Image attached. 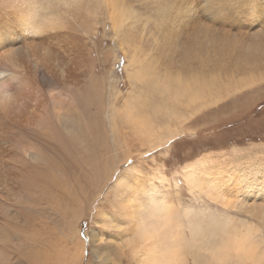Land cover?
Segmentation results:
<instances>
[{"label":"rangeland","instance_id":"374dc122","mask_svg":"<svg viewBox=\"0 0 264 264\" xmlns=\"http://www.w3.org/2000/svg\"><path fill=\"white\" fill-rule=\"evenodd\" d=\"M134 4L129 11L139 16L135 22L137 30L143 39L149 37L159 42L160 6L152 0ZM178 5L181 2L174 8V16L178 15L184 22L187 19L183 16L187 4ZM195 5L198 11V3L194 1L193 8ZM262 14L255 13V17ZM67 23L68 19H65L63 25L56 28L64 29ZM97 24L95 32H76V39L73 40L80 49L79 55L86 70L84 75L78 77L80 81L76 85L68 86L46 77L43 83L38 80L33 83L41 95V109L46 114L52 113L50 96L61 97L64 111L72 110L73 120L83 131V137H76V140L69 135L67 138L60 134L55 138V135L47 136L53 138L54 143H48L50 139H47L48 146L44 148L60 161L63 190L66 189L64 191L68 197H62L61 202L42 200L37 205L43 209H26L24 206L30 200L21 191L26 186L20 185V188L13 182L8 191L9 200L5 202L0 199V206L6 207L10 220L15 221L12 232L7 231L3 227L6 216L4 222L2 218L5 214L0 212V264H33V261L19 257L14 247L19 242V234H22L19 226L24 228V221L29 216L32 222L28 236L30 247L37 256L44 257L47 264H146L144 253L149 254L150 258L155 254V260L161 264H172L173 261L176 264H206L209 259H214L200 253L199 260L194 262L193 245L184 246L180 251V247L178 251H174L176 247L166 251L158 250L157 246L153 250L151 241L165 236L161 224L163 220L157 218L161 222L156 228L140 226L138 229L127 215L128 204L139 212L137 209L142 199L129 195L137 184L143 189H156V192L159 189L161 192L158 193H163L173 202L175 213L172 218L162 210L164 219L168 221L166 226L170 224L172 227V234L184 231V235L189 237L191 226L187 221L194 220L197 224L202 221L204 224L207 220L204 217L210 214L225 217V220L232 218L235 222L250 221L252 228H258L256 234L264 235L260 221L249 218L246 212L252 207L237 200L235 186L232 185L237 182L238 173L247 167L248 161L255 167L256 164L252 162L258 160L260 163L259 159H264V70L253 73V84L241 89L231 87L226 92L225 87L219 89L215 84V88L210 86V93L204 99L190 102L192 105L173 106L174 102L166 98L163 107L154 112L152 108L161 105L165 97L157 98L160 93L146 87L147 82L151 81L149 73L138 74L136 69H141L146 62L151 63L150 66L158 65L159 59L154 62L157 58L155 42L154 48L144 49L140 45V53L136 55H141L142 61L134 63L131 61L134 52L129 51L134 45L120 44L122 41L113 31L111 21H107L106 25ZM248 34L247 31L242 33L243 37ZM31 37H28V41L36 42L38 38L45 39L46 34ZM41 46L54 45L49 40L42 42ZM54 58V53L50 54L43 65L53 67ZM90 66L96 67L95 72H91ZM238 80L242 81L241 78ZM232 84L235 85V82ZM101 95L106 113L105 130L100 132L94 127L98 124L96 109L97 105H101L98 104L101 103ZM203 100H208L204 106ZM60 127L55 128L61 130ZM31 141L36 143L35 136L31 137ZM129 167L133 169L127 170ZM121 175L128 176L129 186L116 183ZM210 176H213L212 182ZM95 180H99L100 185L95 186ZM247 183L260 184L256 179ZM214 186L219 188L218 192L213 191ZM55 190L49 187L51 193ZM252 190L255 189H249ZM71 193L77 197L73 201V197L69 196ZM19 205L21 207H17ZM181 207L194 209V214L201 216L200 219L193 218L195 215L186 218L180 211ZM25 213L29 216H25ZM104 214L113 218V222H107L105 217L107 223L104 222ZM144 229L151 231V235L143 234ZM225 259L214 260L216 264H231L234 260Z\"/></svg>","mask_w":264,"mask_h":264},{"label":"bare ground","instance_id":"6f19581e","mask_svg":"<svg viewBox=\"0 0 264 264\" xmlns=\"http://www.w3.org/2000/svg\"><path fill=\"white\" fill-rule=\"evenodd\" d=\"M141 1L145 0H35L37 5L39 3L46 5L41 9L43 16L41 17L40 13H37V16L47 23H40L33 30L31 23L21 20L16 13L0 9V78L8 81L14 93L13 98L3 99L0 102L1 200L5 202L9 200L8 191L13 182L18 187L26 186V189H21L30 200L29 204L24 206L26 209L40 208L41 206L39 207L37 204H41L42 200L61 202L62 197H68V193L64 191L66 189L63 190L60 161L44 148L47 145V139H50L48 137L55 135V138L57 134H60L66 138L69 135L76 140V137H83V131L73 120L72 110L64 111L61 97L50 96L52 113L46 114V111L41 109V103H43L41 95L33 83L37 80L43 83L45 77L58 80L68 86L76 85L80 81L78 77L84 75L86 70L81 54L79 55L80 49L77 44L73 43V40L76 39V32L96 31L97 23L106 25L107 21H111L113 31L122 41L120 44L134 45L133 49L129 50L134 52V56L131 57V61L133 60L134 63L137 60L142 61L141 55H136L140 53V45L144 49H149L154 48L156 44L154 49L157 58L154 59V62L159 59L158 65L150 66L151 63L146 62L141 66V69L140 67L136 69L138 74L149 73L148 77L151 81L147 82L146 87H152L160 93L158 94L160 97L157 98L165 97L162 98L161 105L152 108L154 112L163 107L162 103L166 98H168L167 101L174 102L173 106L177 104L187 106L192 101L204 99L206 94L210 93V86L215 88V84L219 89L225 87L226 92H229L231 87H235L237 90L241 89L254 82L253 76H251L253 73H261L264 70V14L255 17V13H264V0H251V5L247 0H152L154 4L160 6L159 10L162 11L158 15L160 26L158 23L157 25L161 29L158 43L149 37V39H143L135 24L139 16L129 11L134 3L140 2L141 4ZM194 1L198 3V11L196 5L193 8ZM178 2H181V5L187 4L183 15L187 19L184 22L178 15L174 16V8ZM170 5L172 7L169 8ZM65 19H68L67 26H64V29L56 28L62 26ZM245 31L249 34L243 37L242 33ZM44 34H46L45 39L38 38L36 42L31 39L28 41V37H39ZM49 40L54 46H41L42 42L46 43ZM53 53L55 55L54 68L50 65H43ZM104 57L106 58V56ZM91 68V72H95L96 67L92 66ZM33 74L35 76H32ZM240 78L242 81L238 82ZM233 82L235 85L232 84ZM237 82L238 84H236ZM102 96L101 103H98L101 105L100 107L97 105L96 109V115L99 116L98 124L94 127L100 132L105 130L106 113ZM206 101L208 100H203L204 104L201 105H206ZM190 104L192 105V103ZM56 125H60L61 130L55 128ZM32 136H35L36 143L31 141ZM51 139L48 140V143L52 144L54 139ZM57 148L59 147L57 146ZM54 152L57 151L54 150ZM259 160L260 163L258 160L252 162L256 164L255 167L248 161L247 167L242 168L240 173L237 172V182L235 181L236 183L232 185L235 186L237 200L252 207L246 211L249 218L258 219L260 226L262 224L264 227V159ZM9 163L10 165H8ZM131 169L133 168L129 167L127 170ZM127 177L121 175L116 179V183L129 186ZM212 177L210 176L209 179L211 182ZM254 179L260 184L247 183ZM95 181H97L95 186L100 185L99 180ZM239 181H242L241 184ZM49 187H54L55 192L51 193ZM250 188L255 190L249 191ZM213 191L218 192L219 188L214 186ZM131 192L130 196L135 199L141 198L142 202L146 204L150 194L161 191L158 189L156 192V189L146 187L143 189L141 185L137 184L133 186ZM69 196L73 197L72 201L77 198L74 193ZM128 205L126 207L127 215L135 224L138 220L143 219L144 223L141 226L145 228L155 226L156 228L159 221L163 220L161 224L165 236L151 241L150 245L153 250L157 246L158 250L166 251L174 250V247L177 248L174 251H178L180 247V251L184 246L192 247L193 245L195 249L192 255L194 262L199 260L200 253H204L201 251L202 249L213 248L215 250L214 259L221 261L225 258L234 259L231 264H264V235L259 233L261 230L257 235L258 228H252L250 221L235 222L234 219L228 217L226 220L225 217H219L223 219L220 220L209 214L204 217L207 219L204 224L202 221L201 224H197L194 220V222L186 220L191 226L188 237L187 234L184 235V231L172 234V227L170 224L166 226L168 221L164 219L162 209L137 212L132 204ZM174 211L173 209L169 213L171 218ZM180 211L186 215V218L195 215L194 209L191 208L181 207ZM0 212L5 214L2 218L3 221L6 216L3 227L12 232L13 228L11 227L15 221L10 220L8 209L0 206ZM104 217L107 218V222H113V218L108 214L103 215V220ZM200 217L193 216L198 219ZM30 220L29 216L24 221V228L19 226L22 229V234H19V242L13 246L18 256L23 257L26 261L31 260L33 264H47V260L37 256L30 247L28 239L29 226L32 223ZM146 230L144 229L143 234L150 236L151 231L146 232ZM240 237L244 238V242L239 245V251H235L233 249L236 246L230 245V242ZM154 257H156L155 254H152V258H150L149 254L144 253L145 263L161 264ZM172 264H176L175 261Z\"/></svg>","mask_w":264,"mask_h":264},{"label":"clouds","instance_id":"9594fccd","mask_svg":"<svg viewBox=\"0 0 264 264\" xmlns=\"http://www.w3.org/2000/svg\"><path fill=\"white\" fill-rule=\"evenodd\" d=\"M39 3L36 4L35 0H0V9L8 10L16 13L21 20L28 21L31 23L32 30L34 27L38 26L40 23H47L40 18H38L37 13H40V16H43L41 9L45 7ZM14 97V93L11 90V85L6 79L0 78V102L3 99H11ZM175 205L170 201L163 193L150 194L146 202H141L138 207L139 212H144L150 209H162L165 213H171ZM144 223L143 219H140L136 222V227H139ZM244 242V238L240 237L230 242V245L234 244L236 247L233 249L239 251V245ZM203 251L205 254L214 257L215 250L213 248H204ZM206 264H216L214 259H209Z\"/></svg>","mask_w":264,"mask_h":264},{"label":"snow or ice","instance_id":"6c2138e0","mask_svg":"<svg viewBox=\"0 0 264 264\" xmlns=\"http://www.w3.org/2000/svg\"><path fill=\"white\" fill-rule=\"evenodd\" d=\"M247 2L249 3V5H251V0H247Z\"/></svg>","mask_w":264,"mask_h":264}]
</instances>
